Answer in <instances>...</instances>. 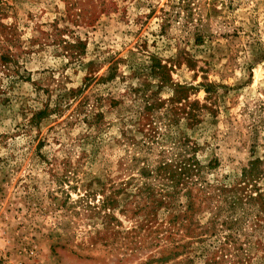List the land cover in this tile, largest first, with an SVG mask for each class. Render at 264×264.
Wrapping results in <instances>:
<instances>
[{"label": "rangeland", "instance_id": "1", "mask_svg": "<svg viewBox=\"0 0 264 264\" xmlns=\"http://www.w3.org/2000/svg\"><path fill=\"white\" fill-rule=\"evenodd\" d=\"M0 264H264V0H0Z\"/></svg>", "mask_w": 264, "mask_h": 264}]
</instances>
